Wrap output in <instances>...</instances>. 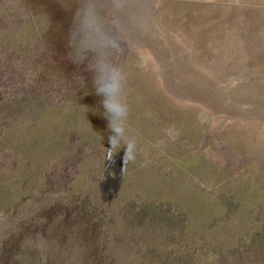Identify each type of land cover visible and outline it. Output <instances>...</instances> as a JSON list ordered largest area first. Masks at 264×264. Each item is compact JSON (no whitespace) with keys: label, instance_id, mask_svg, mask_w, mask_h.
Returning a JSON list of instances; mask_svg holds the SVG:
<instances>
[{"label":"rangeland","instance_id":"obj_1","mask_svg":"<svg viewBox=\"0 0 264 264\" xmlns=\"http://www.w3.org/2000/svg\"><path fill=\"white\" fill-rule=\"evenodd\" d=\"M0 264H264V0H0Z\"/></svg>","mask_w":264,"mask_h":264},{"label":"clouds","instance_id":"obj_2","mask_svg":"<svg viewBox=\"0 0 264 264\" xmlns=\"http://www.w3.org/2000/svg\"><path fill=\"white\" fill-rule=\"evenodd\" d=\"M120 5L117 4V7ZM104 45L109 48H118L120 40L116 35H108L104 37ZM98 77L96 83L99 85L96 89L98 95H103L105 99L102 101L105 111L108 113L106 117L108 128L113 133L109 137V147L105 149V154L109 159H114L121 140L124 141V151L122 159L125 162L135 160L136 140L125 138V128L123 121L127 119L128 110L125 105L112 101L110 98L117 93L121 87L123 74L118 67L109 63L101 62L97 68Z\"/></svg>","mask_w":264,"mask_h":264}]
</instances>
